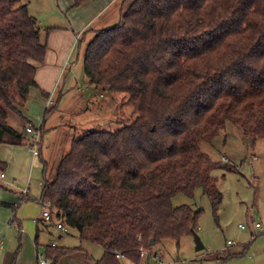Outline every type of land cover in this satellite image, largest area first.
Masks as SVG:
<instances>
[{"label": "trees", "instance_id": "1", "mask_svg": "<svg viewBox=\"0 0 264 264\" xmlns=\"http://www.w3.org/2000/svg\"><path fill=\"white\" fill-rule=\"evenodd\" d=\"M120 1L117 22L94 29L86 42L82 67L90 84L126 94L134 117L114 132H84L54 170L44 163L39 198L80 242L101 247L94 264H120L116 254L140 264V247L194 235L203 210L173 206L178 193L192 196L200 187L216 212L222 194L211 172L236 169L200 146L227 122L251 142L264 140V0ZM41 34L27 3L0 0V145L24 143L7 119L23 118L37 86ZM77 249L43 252L56 259Z\"/></svg>", "mask_w": 264, "mask_h": 264}, {"label": "rangeland", "instance_id": "2", "mask_svg": "<svg viewBox=\"0 0 264 264\" xmlns=\"http://www.w3.org/2000/svg\"><path fill=\"white\" fill-rule=\"evenodd\" d=\"M20 3H27L29 14L38 20L42 28L51 21L59 22V15H63L56 0H20ZM118 4L120 8V0ZM118 18L105 27L115 24ZM93 30L86 31L84 41L75 44L70 58L72 64L63 75V88H58L51 103L48 102L45 106L47 108L54 105L46 116L43 131H39L42 139L39 140L38 151L41 152L42 158L47 160L49 170H54L61 156L69 149L71 141L80 138L84 132H114L120 129L125 121L134 117L131 105L126 102V94L111 93L106 86H95L86 80L82 54L86 42L93 35ZM30 111L27 113V121L16 116L7 119L9 124L16 126L23 133L25 140L29 139V145L32 140L25 132L24 125L30 124L38 129L43 117L42 110L35 108ZM200 148L213 161L231 164L237 169L225 171L217 168L211 172L222 194L221 204L216 212L212 211L209 199L200 187L194 189L192 196L178 193L171 199L173 206L189 205L202 208L195 235L203 247L196 250L194 235H187L182 237L178 244L169 239L152 248L163 247L161 264H264V140L255 139L251 142L250 136L245 134L241 127L227 122L212 142L202 143ZM222 156L226 159L222 160ZM34 158L36 164L26 180L30 182L35 192L32 196L37 200V189L43 175L38 156ZM26 180L23 181L24 184ZM2 212L11 213V210L0 207V237L3 241L14 242L16 250L19 246L18 233L11 230L14 226V223L9 224L11 215L4 220ZM255 223H259L260 227L255 228ZM22 230V245L16 262L29 264L32 256L36 261L33 237L27 236L26 229ZM44 235H39V253L43 252L45 241L48 243V238ZM27 238L29 240H26ZM63 240H67L64 244L69 247L79 244L75 229L69 228L63 234ZM52 243L55 244L53 241ZM83 247L97 259L102 256L100 251L96 253L98 248L92 243L84 242ZM94 252L97 255H94ZM150 264L155 263L151 261Z\"/></svg>", "mask_w": 264, "mask_h": 264}, {"label": "crops", "instance_id": "3", "mask_svg": "<svg viewBox=\"0 0 264 264\" xmlns=\"http://www.w3.org/2000/svg\"><path fill=\"white\" fill-rule=\"evenodd\" d=\"M56 3L63 15H59V22L51 21L42 28L41 40L46 43V54L42 63L35 64L34 80L37 86L29 89L28 97L24 103L22 119L26 121L28 119L27 113L30 110H34L35 108L38 111L42 110L43 115L47 108L53 109L54 105L47 108L45 106L48 102L51 103L56 90L63 88V75L68 72L72 64L70 58L73 48L75 44L84 41L86 31L103 28L119 16L118 0H81L80 4L74 7L72 6V0H61L60 2L56 0ZM46 28H50V30L46 31ZM86 80L89 82L88 79ZM45 120L46 117L44 120L41 118L39 122L42 131ZM13 127L16 128V126ZM23 137L24 143L21 145H0V161L5 164L3 170L0 171L4 174L3 177H0V202L4 205L0 204V207L11 210V213L2 212L1 215L4 216V220L8 215L13 217L14 226L11 230L17 231L19 243V246L14 250V242L3 241L0 237V264H17L16 256L22 245L21 235L24 233L22 229H26L27 236L33 237L36 261H34L31 255L32 258L29 264H37L36 253L40 246L38 239L41 233L45 234L44 236L48 238V243L45 241L46 244H43V250L46 246L51 245L52 241L55 242L54 246L69 247L64 244L67 243V240H63V234L68 231V228L58 229L56 227L58 222L54 219H51L50 222H45L40 218L42 206L38 203V199L36 200L32 196L35 192L30 182L26 180L32 171V167L36 164L34 162L36 155L30 152L29 139L25 140L24 135ZM37 156L42 169L43 164L47 160L42 158L41 152H38ZM24 180L27 181L25 184L28 185V193L22 197L21 189L25 185ZM42 184L43 178L37 189L39 198L41 197ZM77 239H79L78 235ZM26 240H29V238ZM56 240H59V242ZM83 243L79 240L78 246H75L78 249L70 254L61 255L56 259L47 258L49 263L51 264L53 261V264H94L98 259L87 252L83 247ZM94 245L98 248L96 253L100 251L102 254L101 247L97 244ZM150 250L155 251L156 249L151 248ZM94 255L97 254L94 252ZM117 259L120 264H134L122 256ZM150 262L149 260L145 263L141 259L140 264H150Z\"/></svg>", "mask_w": 264, "mask_h": 264}, {"label": "built area", "instance_id": "4", "mask_svg": "<svg viewBox=\"0 0 264 264\" xmlns=\"http://www.w3.org/2000/svg\"><path fill=\"white\" fill-rule=\"evenodd\" d=\"M24 129H25V132L30 135V138L32 140V142L30 144L31 153L33 155L37 156L38 152H39L38 151V143H39V140L41 139L40 132L38 129H35L31 125H25ZM221 158H222V160L226 159L223 156ZM3 176H4V174L0 173V177H3ZM21 193H22L21 194L22 197L28 193V185H25L21 189ZM38 203H40L42 206L40 218L45 222H50L51 221V212H50L48 205L46 203H44L43 201H41L40 199H38ZM13 223H14V219H13V217H10L9 224H13ZM56 227L58 229L64 228L60 223H57ZM254 227L259 228L260 227L259 223H255ZM241 228H243V227H241ZM138 239L140 240V238H138ZM51 246H54V244L52 243ZM138 251H139L140 258L143 259L145 261V263H147L149 260L154 262L155 264H161L162 263L161 262V256H162V251H163L162 246H159L155 251H151V250H148L144 247H140L138 249ZM36 256H37V264H50L49 260L45 257L44 252H42V253L37 252ZM116 257L118 258V257H120V255L116 254Z\"/></svg>", "mask_w": 264, "mask_h": 264}, {"label": "water", "instance_id": "5", "mask_svg": "<svg viewBox=\"0 0 264 264\" xmlns=\"http://www.w3.org/2000/svg\"><path fill=\"white\" fill-rule=\"evenodd\" d=\"M194 241H195V249H201L203 247L202 243L200 242V239L194 234ZM150 244H153V240H150ZM53 264V261L51 262Z\"/></svg>", "mask_w": 264, "mask_h": 264}]
</instances>
